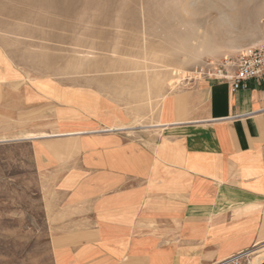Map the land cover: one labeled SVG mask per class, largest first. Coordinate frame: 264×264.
I'll return each mask as SVG.
<instances>
[{"label":"crops","instance_id":"crops-1","mask_svg":"<svg viewBox=\"0 0 264 264\" xmlns=\"http://www.w3.org/2000/svg\"><path fill=\"white\" fill-rule=\"evenodd\" d=\"M1 68L0 58L8 117L28 109L29 96L15 95L18 81L3 80ZM48 84L35 87L57 103L59 132L29 141L53 196L47 206L84 226L55 235V264H216L264 244V82L236 92L197 82L171 93L155 123L135 127L110 120L97 92ZM135 128L160 137H125Z\"/></svg>","mask_w":264,"mask_h":264},{"label":"rangeland","instance_id":"rangeland-1","mask_svg":"<svg viewBox=\"0 0 264 264\" xmlns=\"http://www.w3.org/2000/svg\"><path fill=\"white\" fill-rule=\"evenodd\" d=\"M263 38L264 0H0V58L9 67L2 78L29 96L28 109L0 116V139L59 132L57 103L35 87L45 81L97 92L110 101V120L153 124L169 94L210 80L223 60ZM141 132L160 137L139 128L125 137ZM35 148L29 140L0 143V264H55V235L84 229L70 212L47 206L53 196Z\"/></svg>","mask_w":264,"mask_h":264},{"label":"built area","instance_id":"built-area-1","mask_svg":"<svg viewBox=\"0 0 264 264\" xmlns=\"http://www.w3.org/2000/svg\"><path fill=\"white\" fill-rule=\"evenodd\" d=\"M208 77L227 83L234 92L248 90L252 82H264V41L240 50L234 58H226ZM237 256L232 257L229 264H241L243 258Z\"/></svg>","mask_w":264,"mask_h":264},{"label":"bare ground","instance_id":"bare-ground-1","mask_svg":"<svg viewBox=\"0 0 264 264\" xmlns=\"http://www.w3.org/2000/svg\"><path fill=\"white\" fill-rule=\"evenodd\" d=\"M263 8V7H262ZM261 10V9H260ZM264 41V38L262 41L256 39L252 42V44L250 46H255L257 44H260ZM249 47V46H248ZM232 49H236L239 51V49L241 48L240 44L237 45H232L231 47ZM200 75V74H199ZM182 76V75H181ZM180 76V77H181ZM182 87V86H181ZM148 93V92H147ZM173 94V93H172ZM170 95V94H169ZM175 95V94H174ZM171 96V95H170ZM167 98V97H165ZM150 99V98H149ZM165 100V99H164ZM162 101V100H161ZM164 103V102H163ZM139 122V121H138ZM163 122V121H161ZM138 124V123H137ZM116 125V124H114ZM118 125V124H117ZM120 127V126H119ZM118 128V127H117ZM116 128V129H117ZM145 128V127H143ZM114 129V128H113ZM120 129V128H119ZM21 134V133H20ZM48 134V133H47ZM6 136V135H5ZM11 136V135H10ZM16 136V135H15ZM18 136V135H17ZM43 136H45L44 133H36V132H29V133H24L22 135H19L18 137H15L13 139H7L6 137H3L2 139H0V143L2 142H11V141H22V140H35L38 138H43ZM46 136H50V135H46ZM259 245V244H258ZM238 255V256H237ZM237 255H232L224 260L221 261V264H229V262L232 260L231 258L234 256H237V258L239 259H248L247 264H264V246L255 249L254 251H247V252H240ZM220 264V263H219Z\"/></svg>","mask_w":264,"mask_h":264}]
</instances>
